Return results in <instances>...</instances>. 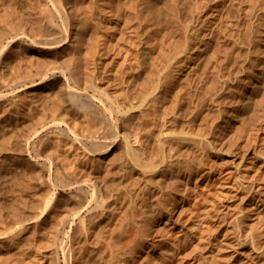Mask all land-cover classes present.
Masks as SVG:
<instances>
[{"label":"bare ground","instance_id":"obj_1","mask_svg":"<svg viewBox=\"0 0 264 264\" xmlns=\"http://www.w3.org/2000/svg\"><path fill=\"white\" fill-rule=\"evenodd\" d=\"M38 2L46 7L51 4V8L44 7L41 16L36 14L40 18L34 19V25L30 24L34 27L31 31L42 33L39 38L34 37L32 46L36 52L50 54L63 47L71 49L72 61L64 66L40 61L42 65L37 67L35 73L25 74L21 70L27 67V63L24 62L25 68L20 69L23 62L18 59L14 65L17 66L18 61L20 65L13 68V71L18 70V74L10 83L0 80V87L10 88L14 95L9 106L10 114H7L13 132L18 125L28 124L26 131L20 132L21 142L18 138L15 139L20 142L18 144L16 141L18 145H10L12 150L27 155L22 165L26 169V177L27 174L29 177V182L22 178L14 182V176L13 179L8 177L24 193L19 198L20 192L19 195L17 192L16 197L25 202L23 209L18 210L17 205L20 204L17 198V201H14L15 198L10 200L7 209L12 217L10 221L16 225L14 230L27 223H32L29 225L35 232H41L42 229L38 227L48 224L50 230L39 237L38 243L28 241L29 248L25 247L26 250L21 249L24 241L17 235L19 229L15 231L16 236L5 233V237H8L0 239V264H168L176 258L180 259V249L193 233L169 241L168 255L160 258L156 254L161 259H157L160 261L157 263L155 253L160 245L156 248L151 244L158 232L154 217L167 214L169 210L162 207L161 202L160 208L152 214L148 204L145 205L147 194L154 185H162L161 189L168 192L163 202L164 205L168 204L174 197L172 185L179 188L185 182L182 188L187 191L188 179L184 178L190 176L191 168L175 166L174 162H179L180 155L189 153V159L193 161L205 155L209 146L213 150H220L222 139L232 129L243 130L246 127L249 132L243 146L252 141L254 144L244 154L251 153V156L247 160L246 155H241L240 160L235 162V178L229 181L228 176L229 182L222 185L225 188L214 191L216 197L210 199L211 204L209 202L210 205L199 218L196 229L200 230L208 223L213 213L218 211V205L225 206L217 214V219L206 225L208 227L201 236L202 242L207 241L209 245L202 253V264H222L214 259L215 252L222 250L218 246L222 239L219 235H212V231L219 218L224 217L232 206L229 202L223 203L231 190L237 187L239 191L235 196L240 199L248 188L250 197L247 205L239 207L233 215L238 234L230 243L239 244L240 249L234 248L233 252L238 251L241 256L247 251L245 264H264V183L257 182L259 171L264 169V0H188L184 10L179 7L178 0ZM37 6L32 5L33 9ZM20 12L25 15L23 10ZM183 13L185 19L181 16ZM20 17L18 19H25ZM7 20L6 23L10 22ZM198 21L201 25L196 29L194 26ZM12 24H15L14 21ZM13 25L8 23L11 29L7 26L8 30H3L8 32ZM15 27L14 32L0 40L1 57L12 49L18 37L22 39L25 36L21 26L22 33ZM85 31H88V42L82 50L83 54L85 52L82 65V52L79 49L82 46H79L85 43L82 39ZM198 39L201 45H196L195 40ZM75 42H78V46H74ZM194 49L198 53L195 54ZM195 59L196 62L191 65L192 77L188 71L186 80L181 83L180 75L175 72L188 60ZM58 76L62 78V83L54 87L49 81ZM44 88L47 89V98L48 95L50 97V103L46 101L45 105L50 110L48 108L47 113L46 107L41 106L44 112L35 117L34 107L26 103L25 98L20 100V97ZM4 98V94H0V101ZM205 105H211L214 109L200 129L211 133L213 127L219 128L218 148L213 146L209 137L193 133V126L197 125L199 112ZM72 110L81 113L83 121L80 119V123L85 124L87 133L78 130L83 124L77 123L76 127H72L75 125ZM182 118H186V125L181 124L182 128L177 130L175 124ZM29 120L34 121L29 123ZM95 129H100L98 135ZM260 129L263 130L262 135L258 132ZM16 131L19 133L20 130ZM66 139L72 141L70 144L74 150L81 151L73 153L69 162H65L69 157L65 158V151L61 150L63 147L65 150ZM49 142L53 144L54 151L42 156L41 147ZM116 146L120 148V168L117 167L121 174L116 170L122 180L131 183L132 189L124 187L128 183L122 184L124 181L119 177L121 183L112 187L107 177L111 172L102 173L100 162L106 160ZM113 155L109 160L115 158ZM257 162L259 164L247 180L249 169ZM36 164H39L40 170ZM29 192L32 194L27 199ZM124 192L129 195V201L123 215H118L117 204H120L118 201ZM104 221L108 225L104 224L100 230L94 229V224ZM110 221H114L112 226ZM31 233L34 234L33 230ZM88 251H91L89 259L85 260L84 255ZM31 252L32 259H28Z\"/></svg>","mask_w":264,"mask_h":264},{"label":"rangeland","instance_id":"obj_2","mask_svg":"<svg viewBox=\"0 0 264 264\" xmlns=\"http://www.w3.org/2000/svg\"><path fill=\"white\" fill-rule=\"evenodd\" d=\"M39 0H37V1H34V0H0V31H3L2 33L0 32V34H1V36H0V40L2 39V38H4L3 36H7L9 33H12V31L14 32V27L15 26H19L18 28L17 27H15L16 28V30L17 31H19V32H21L20 30H21V28L23 29V31H25V36H24V38H22V39H20V37H18V39H17V41L14 43V45H13V47H12V49L10 50V51H7V52H5L3 55H2V57L0 56V61L2 62H0V80L1 81H3V82H6V83H10L12 80H13V78H14V76H16V74H18V70H16V69H14V71H13V68H14V66L17 68L19 65H20V61H18L19 62V64L17 63V66L16 65H14L16 62H17V60L19 59V60H21L22 62H23V64H24V62H25V64L27 65V67L25 68V64H24V66H22L23 64H21L20 66L22 67V68H20V69H23V67L25 68V69H23V70H21L23 73H24V71H25V74L27 73V72H33V73H35V71H36V69H37V67L39 66V65H42L41 63H40V61L43 63V62H51V63H53V64H57V65H60V64H62V66H64V64L65 65H67V64H70L71 63V58H72V51H70L71 49H69L68 50V48H59L58 49V51L56 50L55 52H51V54L50 53H40V52H36V49L32 46V44H31V42H32V40H34L35 38H39L40 37V35L42 34V33H39L38 31H37V29H36V31L38 32H34V31H31V30H33L34 29V27H32L31 25H34V23L33 22H35V20L34 19H36L37 20V17H38V19L40 18L39 16H41V14H43V9H45L44 7H46V6H42L41 4H40V2H38ZM186 1H188V0H178V2H179V7L182 9V10H184L185 9V6H186ZM34 3H36V4H34ZM38 3V4H37ZM182 3L184 4L183 6H180V5H182ZM11 4H12V6H11ZM16 5V6H15ZM32 5H34L35 7L37 6V8H35L34 7V9H33V7H32ZM39 5H41V6H39ZM13 8V11H11L12 9L10 8ZM15 6V7H14ZM40 7V8H39ZM184 7V8H183ZM38 8H39V10H38ZM42 8V9H41ZM46 8H51V4L49 5V6H47ZM11 9V10H10ZM18 9H20L21 11L23 10V12H24V10L25 9H27V10H25V15L26 14H28L29 15V17H28V15H27V17H25V15H23V13H21L20 12V10H18ZM36 9V10H35ZM21 13H19L18 11ZM35 10V11H34ZM9 11H11V12H9ZM29 12V13H28ZM16 13V14H15ZM15 14V15H14ZM18 14V15H17ZM30 14H31V16H32V20L30 19ZM36 14H38V15H36ZM12 15H13V17L14 16H17V17H12ZM22 15V17H20ZM181 16H183V18H184V13H183V15H181ZM18 17H20V18H25L24 20H25V22H24V20L23 19H18ZM6 18V19H5ZM12 18L14 19V20H12ZM26 18H28L29 20H30V22H29V20L28 19H26ZM182 18V19H183ZM3 19H5V20H3ZM7 19H9V21L11 22H5V21H8ZM185 19V18H184ZM183 19V20H184ZM14 21V25L12 24V21ZM20 20V21H19ZM27 20V21H26ZM34 20V21H33ZM16 21H18V23H16ZM32 21V22H31ZM185 21V20H184ZM4 22V23H3ZM8 23L9 24H11V25H13L12 27V30H10L11 29V26H8ZM33 23V24H32ZM198 24H196L195 26H194V28H199L200 27V25H201V22L200 21H198L197 22ZM31 24V25H30ZM5 26V27H4ZM10 27V29H9V31L8 32H5L4 30H6L8 27ZM20 26H21V28H20ZM30 26H31V28H30ZM197 26V27H196ZM7 27V28H6ZM25 28V29H24ZM2 29V30H1ZM4 29V30H3ZM31 29V30H30ZM8 30V29H7ZM6 30V31H7ZM16 30H15V32H16ZM28 32H32V33H37L38 34V37H37V34H35V36H33V34L31 33V35H28V34H30V33H28ZM7 33V34H6ZM22 33V32H21ZM24 33V32H23ZM86 34V35H85ZM24 35V34H23ZM85 36V37H84ZM84 36H83V40L85 41V43L83 42V40L81 39V42H83V43H81L82 45H80L79 47H81V48H79V49H81V52H82V54H81V57L83 58V59H81L80 58V63L83 65L84 64V62L83 61H85L84 59V54H85V52H84V54H83V49H85V44H87L86 42H88V31H85L84 32ZM35 37V38H34ZM28 38V39H27ZM29 38H31V39H29ZM85 38V39H84ZM200 38V37H199ZM199 41H196L195 40V42H197L196 43V45H201V40L200 39H198ZM20 41H21V43H20ZM24 41H26V42H24ZM28 41V42H27ZM22 42H24V43H22ZM74 42V41H73ZM17 43V44H16ZM19 43V44H18ZM78 43V42H77ZM77 43L75 42L74 43V46L75 45H77ZM21 44V45H20ZM78 46V45H77ZM18 47V48H17ZM15 48V49H14ZM61 49H62V53H61ZM64 49V50H63ZM21 50V51H20ZM31 50V51H30ZM15 52L17 53V54H15ZM21 53V54H20ZM58 53V54H57ZM59 53H60V55L62 56H59ZM69 53V54H68ZM194 53L196 54V53H198V50H196V49H194ZM20 54V55H19ZM56 54V55H55ZM8 55V56H7ZM17 55V56H16ZM43 55V56H42ZM55 55V56H54ZM68 55V56H67ZM82 55H84V56H82ZM15 56V57H14ZM19 56V57H18ZM25 58V61H23L24 60V58ZM26 56V57H25ZM32 57V59H30L31 57ZM45 56V57H44ZM52 56V57H51ZM67 56V57H66ZM195 56V55H194ZM22 57V59H20ZM57 57V58H56ZM14 58V59H13ZM49 58V59H48ZM51 58V59H50ZM27 59V60H26ZM47 59V60H46ZM54 59V60H53ZM6 60V61H5ZM11 60H13V61H11ZM5 61V62H4ZM9 63H8V62ZM27 61V62H26ZM36 61H38V62H36ZM65 61H67V62H65ZM35 64H34V63ZM196 62V59L195 60H188V63L187 64H183L182 66V68L181 69H179V70H177V72H175L177 75H180V77H181V80H180V82L181 83H183V81H185L186 80V73L188 72V74H189V76L190 77H192V69H191V65H194V63ZM11 63V64H10ZM13 65V67L12 68H9V66L11 67ZM190 66V67H189ZM31 67V68H30ZM9 68V69H8ZM191 69V70H190ZM11 70V71H10ZM28 70V71H27ZM13 71V72H12ZM16 72V73H15ZM15 73V74H14ZM60 76V75H59ZM56 77V78H54V79H50V81H49V83H51L52 84V86H54V87H57V86H59V85H61V83H62V78L61 77ZM59 79V80H58ZM182 79H184V80H182ZM61 80V81H60ZM55 82V83H54ZM59 83V84H58ZM1 89H0V94H4V96H5V98L3 99V100H1L0 102V183H1V185L0 186H2V187H0V190H1V193H0V204H1V207H0V213L3 211V213H1L0 214V217H1V219H0V227H4L3 229H1L0 228V233L3 231V235L1 234L0 235V239H3V238H6V237H8V236H11V234H12V236H16V235H14V234H17V232H15V231H17L18 229H19V231H18V236L20 235V238H21V241L23 240L24 241V243H23V245L21 244V249H23V250H26V248L28 249L29 247H27V243H28V241L29 242H31V244L33 243V242H39V237H41L43 234H44V232L45 233H48L49 232V228L47 227V226H49V224L48 225H45V227L44 226H42V227H38V229L40 230V229H42L41 230V232L40 231H38V232H35L34 231V229L32 228V227H30V225L32 224V223H27L26 225H20L21 226V228H20V226L18 227V229H16V230H14V228H15V224H12V223H14V222H12V221H10V220H12L11 218V215H10V212H9V210H7L8 209V203L10 204L11 203V201L14 199V201H19V203L18 204H20V205H17L18 207V210L21 208V209H23L22 207L24 206V204H25V202H23L24 200H22L21 201V199H19L20 197H21V195H23L24 193H22L23 191H21L20 192V189H17L15 186H14V184L10 181L11 179H13V176H14V178L15 179H13L14 180V182H15V180L17 181V179H18V181H21V178H22V180H24V179H26L25 181L27 182V180H28V182H29V177H28V174H27V177H26V169L24 168V166L22 165L23 163H22V160H23V158H24V160H26V158H28V157H26L27 155H23V153H21V151H14V150H12L10 147V145L12 144V145H14V144H16V145H18L20 142H21V137H22V134L21 133H23V132H25L26 131V126L28 125H23L22 126V124H20V125H18L17 127H16V129L18 130H20L19 131V133L16 131V129L14 130V132H13V129H12V127H11V122H10V119H9V115H7V114H10V108H9V106H10V104H11V101H12V99L14 98V95L12 94V90L10 89V88H2V87H0ZM6 89V90H5ZM8 90V91H7ZM2 91V92H1ZM4 91V92H3ZM7 93V94H6ZM45 93V94H44ZM46 93H47V89L46 88H44L43 90H41V91H37V92H35V93H31V92H28V93H26L25 95H23V96H21L19 99L20 100H24V98H25V102L26 103H28L29 105H32L33 107H34V110L35 111H37V113L33 110V114L35 115V117H36V114H37V116L38 115H40V114H38V113H42V112H44V110L42 109V107L41 106H43V108L44 107H46V108H44L45 110H47L48 108H49V106H47V105H45V103H46V101H48V103H50V100H48V98L50 99V97H49V95H48V98H47V95H46ZM34 96V97H33ZM44 96V97H43ZM23 97V98H22ZM36 97V101L33 99V98H35ZM11 98V99H10ZM46 98H47V100H46ZM42 99V100H41ZM8 100V101H7ZM10 100V101H9ZM28 100H33V101H28ZM39 100H41V102L39 101ZM45 100V101H44ZM44 101V102H43ZM35 102L37 103L36 105H35ZM38 102H40L39 104H38ZM32 103V104H31ZM44 103V104H43ZM35 105V106H34ZM7 107V108H6ZM35 107H37L38 108V110H37V108L35 109ZM41 107V109H39ZM8 110V112H7V110ZM213 109L214 108H212V106L211 105H205V106H202V108H201V110H200V112H199V121L197 122V125L195 124L194 126H193V133L194 134H198V133H201L202 134V136L203 137H209V140L212 142V144H213V146H215V147H219V145L217 144V141H218V135H219V128H217V127H213V129H212V132L210 133V131H207L206 129H200L201 128V126L200 125H203L202 123H204V120L205 119H207L208 117H210L211 115H212V113H213ZM41 110V111H40ZM48 110H50V108L48 109ZM48 110H47V113H48ZM28 112H30V111H28ZM46 112V111H45ZM74 112V113H73ZM78 111H73L72 110V115L73 116H75L74 118H75V120H74V118L73 119H71L72 120V122H73V120H74V126H72L73 125V123H71V121H70V123L72 124L71 126L72 127H76L77 125V123H78V125H80V124H83V125H81L80 127L81 128H78V130H79V132L80 131H82V133L84 132V133H87L86 131H87V127L85 126V124L83 123V122H81L80 123V121L83 119V117H82V115H81V113L79 114V112L77 113ZM76 113V114H75ZM78 115H80L81 117H79ZM77 116V117H76ZM7 117V118H6ZM31 118V117H30ZM79 118V119H78ZM36 119V118H35ZM81 119V120H80ZM5 120V121H4ZM203 120V121H202ZM7 121V122H6ZM9 121V122H8ZM34 120H29V123L30 122H33ZM76 121H78V122H76ZM83 121V120H82ZM182 122V123H181ZM199 122H201V124H199ZM28 123V122H27ZM178 124V125H177ZM181 124H183L184 126L186 125V118L185 119H180L176 124H175V128L177 129V130H180L179 128H182V126H181ZM10 125V126H9ZM22 126V127H21ZM86 128H85V127ZM183 126V127H184ZM9 127V128H8ZM18 127H21V128H18ZM25 127V128H24ZM84 127V128H83ZM83 128V129H82ZM249 128H245V129H243V130H238V129H232V131H230L227 135H226V137L224 138V139H222V145H221V148H220V150H215V148H214V150L212 149V148H210V146L209 147H207V150H206V152H205V155H203L202 157H198L197 159H195V160H193V161H190V159H189V156H190V154L189 153H185L184 152V154L181 156L180 155V157H179V162L177 163L176 161L174 162V164H175V166H187V167H190L191 168V171H190V176L188 177V178H184V176H183V178L184 179H188V184H187V191H184V188H182V187H184L183 185H186V183L184 182L183 183V185L181 186V187H179V188H176L174 185H172L173 187V199L172 200H170L169 202H168V204H166V205H164V202H163V200H164V196H165V194L166 193H168L166 190H164L163 191V189H161V187H162V185H154V187H152L151 188V191H149V193L147 194V202L145 203V205L146 204H148V208L150 209L149 211H151V213L153 214V213H156V211L158 210V208H160V205H159V203H161L162 202V207L164 206V207H167V209L169 210V212H167V214H162V215H157V216H155L154 217V220H155V228H157V234H156V236L153 238V242L151 243V244H154V245H156V248H157V245H160V246H158V248H157V252L155 253V256L156 257H160L161 258V256H166V255H168V244H169V241L171 242V241H173V240H175L176 238H179V236H183V234H190V233H193L192 235H191V238H187L188 240H186V242L184 243V247L182 248L181 247V249H180V256L182 255V257H180V259H178V258H176V259H174V260H172V261H170L168 264H177V263H180V262H183V264H187V263H189V261H190V263L189 264H202V262H201V256H202V253L204 252V248L205 247H208L209 245H208V242L207 241H203L202 242V240H201V236L204 234V232H205V229L208 227V226H206V225H208V224H210V222L211 221H213L214 219H217V214H219L221 211L220 210H222L221 208H225V206L224 205H218V211H216V213H213V215H212V217H210V219H209V221H208V223H206V225L204 226V227H201V229L199 230V229H196V227H197V223H198V220H199V218L202 216V214L205 212V209L206 208H208V206L211 204V200L212 199H214L215 197H216V195H215V192L214 191H216V190H218V189H224L225 188V186H222L223 185V183H227V182H229L230 180H232V179H234L235 178V176H236V166H235V162H238L239 160H240V157H241V155H246V157H247V160L249 159V157L251 156V153L250 154H244L247 150H250V148L253 146V144H254V142L252 141V142H250L251 144H249V145H246L245 147L243 146V143H244V141L246 140V135L248 134V132H249V130H248ZM12 130V131H11ZM96 131H97V135L100 133V129L99 130H97V129H95ZM248 130V131H247ZM9 131V132H8ZM21 132V133H20ZM261 135H262V133H263V130L262 129H260L259 131H258ZM8 133H10L11 135H9ZM13 133H14V135H13ZM19 134V136H18V134ZM45 133V132H44ZM43 133V134H44ZM16 134H17V136H16ZM7 136H9L8 138H7ZM17 138H16V137ZM15 137V138H14ZM20 137V138H19ZM19 138V141H17V140H15V139H18ZM6 140H8L7 142H6ZM5 141V147H3L4 146V144H3V142ZM12 141V142H11ZM16 141H17V143H16ZM67 141V142H66ZM66 143H67V145H65V150L62 148L61 150H63V151H65V152H63V154L65 155V158H68L69 157V159H66L65 160V162H69L70 160H71V158H72V154L73 153H75V152H78V153H81V151L79 150V151H76V150H74V148L72 147V144H70V142H72L70 139H66ZM3 144V145H2ZM9 144V145H8ZM211 144V145H212ZM49 145V146H48ZM52 145V146H51ZM69 145H70V148H71V150H69L70 148H69ZM1 146H2V148H1ZM51 146V147H50ZM44 147V148H43ZM43 147H41L42 149H41V154H42V156H48V154H50V153H53V151H54V147H53V144L52 143H48L47 144V146L46 145H43ZM48 147L50 148V149H48ZM67 147H68V149H67ZM10 148V149H9ZM51 148H53V150L51 149ZM4 149V150H3ZM7 151H6V150ZM247 149V150H246ZM52 152H51V151ZM66 150H69L68 152H72L71 154H69ZM8 151H10V152H8ZM44 151V152H43ZM49 152V153H46V152ZM56 151V150H55ZM244 151V152H243ZM120 152V148L118 147V146H116V147H114L111 151H110V153L108 154V156L106 157V160H104V161H102V162H100V164H101V170H103L102 171V173L104 172H111L110 174H108L107 175V177H108V179H109V181H110V183L111 184H113V186L112 187H116V186H118L120 183H121V181H124L122 184H124V183H126L125 181H127V180H125V179H123L122 180V178L120 177V175L119 174H121L120 173V164H119V159H120V155L118 154ZM13 155H12V154ZM19 153H21V155L19 154ZM43 153H44V155H43ZM55 153V152H54ZM67 153V154H66ZM117 153V154H116ZM17 154V155H16ZM113 154H115V158H113L114 157V155ZM189 154V155H188ZM237 155V156H235V155ZM11 157H10V156ZM119 155V156H118ZM9 156V157H8ZM13 156V157H12ZM110 156H113V157H111V159L109 160V158H110ZM116 156H118V157H116ZM10 158V159H9ZM13 158V159H12ZM55 158H56V156H54V160H55ZM61 158V157H60ZM63 158V157H62ZM113 158V159H112ZM118 160H117V159ZM9 159V160H8ZM64 159V158H63ZM116 159V160H115ZM109 160V161H108ZM107 162V163H106ZM112 162H113V164H112ZM246 163H247V161H245ZM13 163V164H12ZM19 163V164H18ZM109 163H110V165H109ZM11 164V165H10ZM104 164H105V166H104ZM254 164V163H253ZM259 164V162H257L256 163V165H254L253 166V168L251 167L250 169H249V177H248V179L247 180H249V178H250V176H251V174H253V171L256 169V166ZM109 165V166H108ZM117 165H118V167H117ZM14 167L13 169H12V167ZM68 167L70 168L71 167V165L69 164L68 165ZM105 167V168H104ZM107 167H108V169H107ZM116 167V168H115ZM186 167V168H187ZM243 167V166H242ZM36 168L38 169V170H40V167H39V164H36ZM103 168V169H102ZM114 168V169H113ZM10 169H11V171H10ZM105 169V170H104ZM113 169V170H112ZM118 170V172H119V174H118V172H117V170ZM110 170V171H109ZM202 170V171H201ZM10 171V172H9ZM115 171V172H114ZM201 171V172H200ZM263 172H264V169L263 170H261V171H259V173H258V175H257V182L258 183H264V175H263ZM15 173H16V175H15ZM112 174V175H111ZM117 174V175H116ZM226 174H228V175H226ZM230 174V175H229ZM110 175V176H109ZM223 175V176H222ZM17 176H19V177H17ZM230 178H229V177ZM8 177H10V178H8ZM111 177V178H110ZM118 177L121 179V181L118 179ZM224 177H225V179H224ZM227 177L229 178V181H228V179H227ZM8 178V179H7ZM115 178V179H114ZM111 179V180H110ZM112 180H113V182H112ZM118 180V181H117ZM7 181V182H6ZM17 181V182H18ZM6 182V183H5ZM11 182V183H10ZM128 183V182H127ZM126 183V184H127ZM222 183V184H221ZM6 184V185H5ZM131 183L129 182L126 186L124 185V187H127V189H132L133 188V186L132 185H130ZM5 185V186H4ZM11 187V188H10ZM13 187V188H12ZM6 188H7V191L8 192H6ZM17 190H16V189ZM237 188V187H236ZM236 188H233L232 190H231V192H230V194L228 195V198L223 202L224 204H226V203H231L232 204V206L229 208V210H227L226 212H225V214H224V217H220L219 218V220H218V223L215 225V227H214V229H213V231H212V235L214 234V235H219L220 236V238L222 239V242L218 245V246H220V247H222V250L221 251H219V252H215V257H214V259H215V262H217L218 260L222 263V264H245V261H246V257H247V255H248V253H247V251H245L244 253H242V254H244V255H242L241 256V254L237 251V252H233V250H234V248H239L240 249V246H239V244H233V243H230L232 240H233V238H234V236H236L237 234H238V229H236V226L233 224L234 223V220H233V215H234V213L238 210V208L239 207H243L244 205H247V202H248V199H249V197H250V194H249V192H250V190L247 188L246 189V191H244L243 193H244V195H243V197L242 198H237L235 195H236V193L239 191L238 190V188L236 189ZM10 189V190H9ZM14 191H13V190ZM4 190V191H3ZM9 191H11L10 193H9ZM211 191V192H210ZM15 192V193H14ZM17 192H18V195H19V192H20V195L18 196L17 195ZM33 193H34V190L32 191ZM32 192L30 193H28L29 195H27L26 196V198L27 199H30V195L32 194ZM208 193V195H207V193ZM9 193V194H8ZM22 193V194H21ZM185 193H186V196H184L185 195ZM2 194V195H1ZM13 194V196H11ZM15 194V195H14ZM164 194V195H163ZM9 195V196H8ZM128 194L126 193V192H124V193H122V195H121V197L119 198V201L118 202H120V204H117L118 206H117V208H118V211H119V213H118V215H123V213H124V211L125 210H123V209H125L126 207L125 206H127L126 204H128V201H129V195L127 196ZM207 195V196H206ZM15 196V197H14ZM16 196H18V197H16ZM205 198H204V197ZM5 200H3V199ZM8 198V199H7ZM16 198H17V200H16ZM124 200H123V199ZM212 198V199H211ZM211 199V200H210ZM11 200V201H10ZM20 201H21V203H20ZM112 201V200H111ZM2 202H3V204H2ZM196 202V203H195ZM209 202H210V204H209ZM123 203V204H122ZM125 203V204H124ZM110 204L111 205H113L111 202H110ZM2 206H6L5 208L4 207H2ZM120 206H122V207H120ZM142 207H144V206H142ZM4 208V209H3ZM120 208V209H119ZM120 210L122 211V213L120 212ZM142 210V209H141ZM220 211V212H219ZM4 212H6V213H4ZM9 212V213H8ZM139 212H140V210H139ZM9 214V215H8ZM6 215V216H5ZM8 216V217H7ZM5 217H7L8 218V220H9V222L7 221V218H5ZM4 218V219H3ZM115 218V217H114ZM115 220V219H114ZM3 221V222H2ZM105 222V223H104ZM103 223H98V224H94V229L95 230H100L101 229V227L104 225V224H106L107 223V221H104ZM109 222V221H108ZM111 222V221H110ZM2 223H4L3 225H2ZM112 223V224H111ZM111 223H109L111 226L113 225V223H114V221L113 222H111ZM12 224V225H11ZM96 225V226H95ZM107 225H108V223H107ZM26 226H28L27 228H26ZM96 227V228H95ZM100 228V229H99ZM21 229V230H20ZM26 229V230H25ZM47 229V230H46ZM22 230L24 231V232H22ZM30 230V231H29ZM32 230H33V233L34 234H32L31 232H32ZM22 232V234H21V232ZM25 231H27V232H25ZM30 232V233H29ZM97 232V231H96ZM5 233L7 234V233H10V234H8V236H6L5 237ZM30 234V238H28L29 237V234ZM38 233V234H37ZM24 234V235H23ZM37 234V235H36ZM26 235V236H25ZM27 235H28V237H27ZM36 235V236H35ZM40 235V236H39ZM3 236V237H2ZM25 236V237H24ZM32 237V238H31ZM93 238L95 237V236H92ZM38 238V239H37ZM163 238V239H162ZM34 239V240H33ZM162 241H161V240ZM164 240V241H163ZM22 241V242H23ZM159 241V242H158ZM21 242V243H22ZM161 242V243H160ZM34 243V244H35ZM156 243V244H155ZM164 243V244H163ZM26 244V245H25ZM162 245H164V246H162ZM24 246V248H22ZM32 246V245H31ZM219 247V248H220ZM34 248H35V246H34ZM219 248H218V250H219ZM166 249V250H165ZM161 254H160V253ZM91 253V251H88V252H85V255H84V259L85 260H88L89 259V254ZM250 253V252H249ZM30 254H32V255H30ZM29 255H28V259H32V256H33V252H31ZM158 256H157V255ZM155 257V260H156V262L157 263H159L160 261H161V259H159V257L158 258H156ZM186 257V258H185ZM88 258V259H87ZM186 260H185V259ZM157 259H159L160 261L158 262V260ZM183 259V260H182ZM188 259V260H187ZM182 260V261H181ZM192 262V263H191ZM87 263H88V261H87ZM156 264V263H155Z\"/></svg>","mask_w":264,"mask_h":264}]
</instances>
